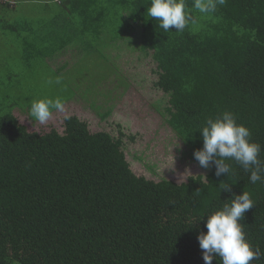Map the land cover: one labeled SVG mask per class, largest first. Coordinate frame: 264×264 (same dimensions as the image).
<instances>
[{"label":"trees","instance_id":"trees-1","mask_svg":"<svg viewBox=\"0 0 264 264\" xmlns=\"http://www.w3.org/2000/svg\"><path fill=\"white\" fill-rule=\"evenodd\" d=\"M76 3L66 9L85 32L96 28L106 42L138 34L141 52H152L155 86L168 96L167 125L192 156L203 147L206 121L229 111L264 161V0H225L213 13L185 0L195 23L182 33L174 26L165 33L147 16L150 0ZM123 23L129 31L118 35ZM71 117L62 134H40L0 115V264H205L197 239L207 232L205 214L243 191L254 206L240 223L264 250V181L250 183L235 160L225 161L228 176L217 177L210 162L204 179L153 182L130 169L121 132L117 139L90 133ZM252 264H264V256Z\"/></svg>","mask_w":264,"mask_h":264},{"label":"rangeland","instance_id":"rangeland-1","mask_svg":"<svg viewBox=\"0 0 264 264\" xmlns=\"http://www.w3.org/2000/svg\"><path fill=\"white\" fill-rule=\"evenodd\" d=\"M40 1L0 0V115L16 116L29 132L42 134L54 129L62 134L63 113L53 111L43 125L29 115L32 100L60 98L64 105L72 102L65 106L67 112L85 122L90 133L105 132L114 139L120 132L124 135L121 150L136 176L176 184L189 177L204 179L209 167H201L167 125L168 96L155 86L156 63L152 52L139 49L138 34L126 41L116 40L117 49L109 50L107 62L100 59L107 43L98 44L90 31L85 32L94 56L65 72L53 62V67L49 66L37 54L23 52L20 30L4 29L9 23V5L26 12H57L52 3L40 5ZM17 16L23 21L24 16ZM119 26L118 35L129 31L124 23ZM56 77L62 78L60 84L47 83Z\"/></svg>","mask_w":264,"mask_h":264},{"label":"clouds","instance_id":"clouds-1","mask_svg":"<svg viewBox=\"0 0 264 264\" xmlns=\"http://www.w3.org/2000/svg\"><path fill=\"white\" fill-rule=\"evenodd\" d=\"M224 3L225 0H194L193 6L200 13H213L217 4ZM146 13L148 17L159 21L158 27L165 33L169 32L170 26L182 33L190 23H195L185 0H150ZM61 80V77H56L54 81L49 80L47 83L60 84ZM53 111L63 113L64 120L72 118L60 98L32 100L29 115L43 125L52 118ZM200 131L203 147L195 150L193 156L201 167L208 168L211 162L216 167L217 177L221 174L228 176L230 165L225 161L232 159L245 172L250 173V183L264 181V161L259 158L261 146L251 141L250 130L243 124H238L233 113L224 111L214 119L209 118ZM219 188L231 192L228 183H221ZM227 201L221 209L210 215L205 214L207 232H200L197 236L203 250V260L205 264H212V260L218 256L221 264H252L254 259L264 256V250L259 245L253 247L246 239L244 226L240 221L245 212L254 206V201L247 191L240 195L233 193L232 198Z\"/></svg>","mask_w":264,"mask_h":264},{"label":"crops","instance_id":"crops-1","mask_svg":"<svg viewBox=\"0 0 264 264\" xmlns=\"http://www.w3.org/2000/svg\"><path fill=\"white\" fill-rule=\"evenodd\" d=\"M92 1L98 4L102 3V0ZM47 2L52 3L57 12L50 13L48 10L43 13L37 10L26 12L23 9H15V7L9 8V23L5 25L4 29L11 32L20 30L19 38L24 44L23 52L37 54L36 56L45 59L49 66H52L51 62H53L57 67L68 72L69 67L82 63L86 58L93 57L94 52L90 51L94 49L87 47L89 43L83 35L85 33L83 20L74 19L67 10L69 7L75 8L76 0H41L39 4L49 6ZM92 13L98 15L95 12ZM17 14L24 16L23 21L18 18ZM93 36L97 38L98 44L105 45L107 43L105 55H101L100 59L108 62L106 54H109V50L112 48L117 49L114 43L116 40L106 42L105 34L99 36L96 28ZM109 59L111 58L109 57ZM69 104L72 102H67L65 106ZM21 125L25 126L23 123Z\"/></svg>","mask_w":264,"mask_h":264}]
</instances>
